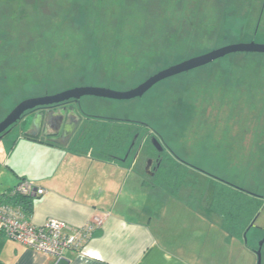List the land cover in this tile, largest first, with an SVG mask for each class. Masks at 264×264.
<instances>
[{
  "label": "rangeland",
  "instance_id": "obj_1",
  "mask_svg": "<svg viewBox=\"0 0 264 264\" xmlns=\"http://www.w3.org/2000/svg\"><path fill=\"white\" fill-rule=\"evenodd\" d=\"M251 42L264 45V0H0V122L25 99L82 86L130 90L190 58ZM73 105L74 114L62 106L28 112L0 139L1 148L11 151L42 112L59 130L64 120L86 115L115 127L140 122L197 174L176 198L195 213L198 203L211 205L216 177L264 196V54L228 55L140 98L84 97ZM21 148L14 158L36 174L40 161L28 162L27 142ZM138 151L129 161L133 176L150 180L146 165L155 150L149 142ZM3 169L12 173L4 161ZM197 216L201 227L212 222ZM182 218L192 223L185 212ZM262 239L248 235L255 249Z\"/></svg>",
  "mask_w": 264,
  "mask_h": 264
},
{
  "label": "crops",
  "instance_id": "obj_2",
  "mask_svg": "<svg viewBox=\"0 0 264 264\" xmlns=\"http://www.w3.org/2000/svg\"><path fill=\"white\" fill-rule=\"evenodd\" d=\"M48 119L43 112L34 129L23 130L11 151L0 145V158L12 172L0 170V194L22 179L46 189L31 212L36 225L58 219L83 227L96 216L104 218L103 227L82 250L66 253L69 264H257L258 249L250 244L254 251L249 248L246 238L227 233L222 214L213 207L214 197L209 206L198 203L195 213L176 199L178 194L170 199L162 190L172 194L169 187L133 176L129 161L107 160L71 145L48 142L53 130L58 131ZM37 122L49 125L51 134L49 126L38 129ZM22 140L30 145L28 162L40 161L36 174L14 158L16 149L21 151L25 144ZM192 202L190 197L188 203ZM184 212L192 223L183 222ZM262 213L257 228L249 232L255 242L264 237V226L259 227ZM198 214L211 217V226L201 227ZM261 252L264 264V243ZM58 260L0 235V264H57Z\"/></svg>",
  "mask_w": 264,
  "mask_h": 264
},
{
  "label": "trees",
  "instance_id": "obj_3",
  "mask_svg": "<svg viewBox=\"0 0 264 264\" xmlns=\"http://www.w3.org/2000/svg\"><path fill=\"white\" fill-rule=\"evenodd\" d=\"M56 106H61V104L50 107H41L38 109L52 108ZM86 116H80L82 118L81 122L84 124L83 130L80 134L78 132L80 130H78L77 133L70 139L67 145H71L79 150H85L90 155L95 153L98 157L107 160L111 159L121 161L120 158L124 157L128 152V148L136 133L145 135L152 131L149 125L145 123L132 122L127 125L120 124V127H115L113 125L105 124L97 117L90 116L88 118H85ZM14 126H12L10 129H12ZM154 134L155 132L152 133V135ZM57 135L54 134L48 136L50 138L48 142L61 144L60 142H63L65 140L63 138L64 136L61 137V135ZM15 142L16 141H14V143ZM175 157H171L169 154L166 155L163 165L157 173L156 177L154 179H151L153 186L156 187H159L160 185H162V183L165 182L171 190L173 196H177L181 187L190 184L194 185V182L197 179V174L194 175V173L187 171L188 164L186 165L184 162H181L177 157ZM179 161L181 164H179ZM2 162L3 161L1 160L0 166L2 165ZM196 171L199 173H203V171H200L198 169H196ZM215 179L218 180V183L217 188L215 189L213 207L222 214L225 230L232 236H240L241 238H246V242H248L249 232L252 229L257 228V226L255 225L256 219L264 211V196L256 194L243 187L237 186L223 178L216 177ZM23 183H28L29 185L44 189L35 185L33 182L22 179L14 187L0 194V202L19 205L26 213L31 215L35 200L43 197L45 194H47V191L46 189H44L46 191L45 194L36 196H26L17 193L15 194L14 191L16 190V188ZM247 246L251 248L249 243L247 244ZM251 249L254 251V248Z\"/></svg>",
  "mask_w": 264,
  "mask_h": 264
},
{
  "label": "water",
  "instance_id": "obj_4",
  "mask_svg": "<svg viewBox=\"0 0 264 264\" xmlns=\"http://www.w3.org/2000/svg\"><path fill=\"white\" fill-rule=\"evenodd\" d=\"M236 53H261L264 54V45L257 44L255 42L251 43H238L233 45H228L222 48L215 49L209 53L190 58L176 65L170 66L164 70L149 77L146 81L139 84L137 87L126 91H117L107 87L100 86H82L76 87L68 90H64L57 94L46 95L41 97H33L25 99L20 102L1 122H0V139L7 133V131L17 124L23 116L32 112L38 108L50 107L54 105H60L67 103L71 100H81L84 97H97L105 98L111 100H131L135 98L143 97L147 92H149L156 84L166 79L188 73L190 71L199 69L201 67L207 66L219 59H222L228 55ZM43 114V112L41 113ZM81 121L78 122L73 128L68 125V120H64L61 125L60 130L58 129V135L65 136L69 134L67 139L60 142L62 145H67L70 139L75 134L77 128L79 127ZM55 134V135H57ZM151 143L154 148L162 153L164 152V147L161 142L156 137H151ZM153 160L147 162L146 173L148 176H153L151 172V165ZM260 243V248L256 251L258 257L257 264H262V253L261 247L263 246L264 239ZM70 261L67 258H61L58 260L57 264H69Z\"/></svg>",
  "mask_w": 264,
  "mask_h": 264
},
{
  "label": "built area",
  "instance_id": "obj_5",
  "mask_svg": "<svg viewBox=\"0 0 264 264\" xmlns=\"http://www.w3.org/2000/svg\"><path fill=\"white\" fill-rule=\"evenodd\" d=\"M14 193L36 196L46 191L23 183ZM103 224L104 218L96 216L83 227H71L58 219H49L43 225H36L31 221V215L19 205L0 202V235L56 259L64 258L69 251L82 250Z\"/></svg>",
  "mask_w": 264,
  "mask_h": 264
},
{
  "label": "flooded vegetation",
  "instance_id": "obj_6",
  "mask_svg": "<svg viewBox=\"0 0 264 264\" xmlns=\"http://www.w3.org/2000/svg\"><path fill=\"white\" fill-rule=\"evenodd\" d=\"M78 101H80V100H71V101H69L67 103L61 104V106L63 108H65L66 111H68L69 109H70V111L73 110V113L72 114H74L76 112H75V105H73V103H76ZM88 117H90V116L87 115L85 118H88ZM76 124H77L76 121L71 122V126H73V127ZM83 126H84V124L81 122L80 125H79V127L77 128L75 134L77 133L78 130H80V131H78L79 134H80L81 131L83 130ZM152 133H153V131H150L149 133H147L145 135L144 134L141 135V133H139V134L136 133L134 135L133 139H132V142H131L129 148H128V152L125 154L124 157H121L120 160L121 161H130L133 157H137L139 151L141 150L140 149L138 151V147L139 146L142 147V145L145 144V143L146 144L149 143V142L151 143V137L154 136V137H156L159 140V137L160 136L157 133H155L154 135H152ZM68 135L69 134H66L63 138L66 140L67 137H68ZM150 149H151V147H150ZM153 149L155 151H153L152 154L148 156V161L153 160L152 165H151V172L153 173V176H149L151 179H154L156 177L157 173L159 172L160 168L163 165V162H164V159H165L166 155H168V153L166 152L167 148H165V147H164V152H162V153L158 152L154 148V146H153Z\"/></svg>",
  "mask_w": 264,
  "mask_h": 264
}]
</instances>
